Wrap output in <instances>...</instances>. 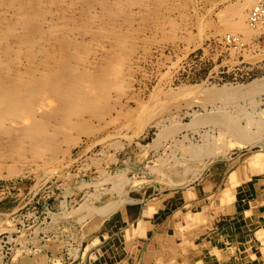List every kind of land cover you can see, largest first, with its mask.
Segmentation results:
<instances>
[{
    "label": "rangeland",
    "instance_id": "374dc122",
    "mask_svg": "<svg viewBox=\"0 0 264 264\" xmlns=\"http://www.w3.org/2000/svg\"><path fill=\"white\" fill-rule=\"evenodd\" d=\"M243 1L192 0L193 26L184 34L193 40L183 31L172 42L158 39L135 56L132 72L144 102L164 101L185 85L241 87L236 99L207 103L199 91L170 103L161 127L82 136L61 157V175L24 161L13 176L8 165L0 168V264H264V165L256 163L264 157V89H246L264 77V33L232 52L223 42L228 33L214 30L221 10ZM207 114L232 118L254 144L214 121L195 123ZM162 129L166 135L157 136ZM236 231L247 238L235 241Z\"/></svg>",
    "mask_w": 264,
    "mask_h": 264
},
{
    "label": "bare ground",
    "instance_id": "6f19581e",
    "mask_svg": "<svg viewBox=\"0 0 264 264\" xmlns=\"http://www.w3.org/2000/svg\"><path fill=\"white\" fill-rule=\"evenodd\" d=\"M255 2L244 0L225 7L215 32L238 36L243 42L264 33V27L248 24L249 9ZM191 8L192 0H0V168L8 165V174L13 176L17 173L15 165L24 161L37 167L46 165L49 176L59 174L64 161L61 157L82 136L101 133L107 127L133 128L136 134L147 126L161 127L160 114L172 107L170 103L177 97L188 100L199 91L207 95L202 98L207 103L226 97L231 101L244 93L241 87L203 89L198 85L200 89L185 85L168 93L166 100L151 103L134 94L135 56H145L158 39L172 42L179 38L178 32L179 36L180 31L184 34L193 26ZM184 38L192 39L190 34ZM255 86L264 89V77L254 80L246 89ZM131 101L135 106L130 105ZM217 115L207 114L195 123L214 121L236 139L254 144L245 128L226 115ZM163 129L157 136L166 135L167 129ZM198 151L191 154L198 157ZM257 161L254 162L264 165L263 154ZM259 224L256 222L253 228ZM224 226L229 229L225 223Z\"/></svg>",
    "mask_w": 264,
    "mask_h": 264
},
{
    "label": "built area",
    "instance_id": "2783aa9c",
    "mask_svg": "<svg viewBox=\"0 0 264 264\" xmlns=\"http://www.w3.org/2000/svg\"><path fill=\"white\" fill-rule=\"evenodd\" d=\"M248 24L251 27H264V0H256L248 13ZM224 45L230 50L245 49L246 45L238 36L227 35L224 37Z\"/></svg>",
    "mask_w": 264,
    "mask_h": 264
},
{
    "label": "crops",
    "instance_id": "0c3cea01",
    "mask_svg": "<svg viewBox=\"0 0 264 264\" xmlns=\"http://www.w3.org/2000/svg\"><path fill=\"white\" fill-rule=\"evenodd\" d=\"M222 226H223V225H222ZM223 228H225V226H224ZM230 228H231V227H229V229H230ZM229 229H226V228H225V230H227V232L232 233V232H231V229H230V230H229ZM233 234H234V233H233ZM240 236H241V237L239 238V237H238V232L236 231L235 234H234L233 239H234L235 241H240V240H242V236L244 237V235L241 234ZM223 240H224V239H223ZM225 240H226V239H225ZM225 240H224V241H225ZM220 241H221V240H220ZM226 241H227V240H226ZM229 244H230V243H229ZM231 245H232V244H231ZM195 255H197V254H195ZM195 257H196V256H195ZM192 262H193V261H192Z\"/></svg>",
    "mask_w": 264,
    "mask_h": 264
}]
</instances>
